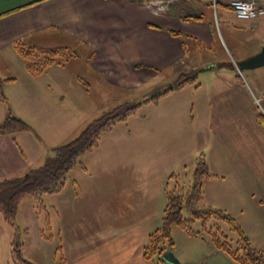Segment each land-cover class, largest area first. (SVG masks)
Instances as JSON below:
<instances>
[{"label":"crops","instance_id":"0c3cea01","mask_svg":"<svg viewBox=\"0 0 264 264\" xmlns=\"http://www.w3.org/2000/svg\"><path fill=\"white\" fill-rule=\"evenodd\" d=\"M148 1L0 0V84L6 97V102L0 101V120L11 108L29 124L35 142L41 140L50 153L53 147L63 143L58 142L61 137L71 135L85 119L67 117L74 106L83 101L80 91H87L90 86L75 70L68 68L70 60L62 65L53 64L39 75H30L14 48L16 41L44 49H82L87 52L84 61L87 71L97 76L105 88L120 92L135 91L148 83L160 87L165 81L167 86L173 87L171 80L182 65L189 63L192 70L200 66L202 71L212 74L210 79L205 77L204 86L200 82L190 89L188 86L194 81L193 77L177 89L159 94L164 89L161 88L156 98L144 100L158 104L164 98L160 96L173 95L167 105H159L163 107L162 113L154 117L152 124L158 130L157 134L165 132L164 137L171 140L175 137L172 131L176 125L182 128L185 124L187 129L193 130L186 117L189 111L195 112L191 117H199L203 127L197 125L194 135L184 132L183 144L189 145L186 139L196 138L200 149V140L204 136L212 150L210 155V150L206 151L208 147L200 153L217 163L211 166L206 159L210 176L202 182L198 206L222 209L232 217L251 214L249 224L264 233V128L256 119L253 93L239 75L231 73L223 78L217 65L219 61L215 59L216 51L226 58V49L229 50L220 25L228 23L231 15L234 16L229 7L230 0H172L165 11H156ZM253 1L264 6V0ZM238 26L230 27L228 32L231 41L238 39L244 45L235 55L242 61L260 51L264 37L249 42L243 40L240 32L249 28L264 29V16L240 22ZM252 30L246 33H252ZM228 68L234 71L231 66ZM190 90H193L194 98L190 97ZM70 110L69 114L65 113ZM14 134V131L0 133V180L20 176L29 170ZM24 134L30 133L22 132L21 136ZM26 141L34 142L31 137ZM135 150L142 154L140 147ZM155 151L146 150L149 154H155ZM213 154L217 156L214 159ZM169 159L165 160L166 167L157 172L153 170L156 163L145 164L139 156L132 162L112 164L108 170L113 168L112 171H119L118 174L109 176L108 180L104 178V184L98 185L104 190L108 216L101 227L95 226L90 219L98 213L97 207L93 206L96 195L77 196L75 190L71 196L65 195L70 203L65 217L71 219L77 215V219L67 222L64 250L71 253L72 260L66 254L64 264H149L143 249L149 233L161 223L166 202L162 192L165 195V181L173 168ZM182 159L184 157L179 161ZM95 163L91 162L97 165ZM91 164L79 162L75 166L79 165L92 178L96 174L90 168ZM186 167V163H182L181 173ZM101 174L104 176L105 171ZM65 183L57 194L64 190ZM236 191L241 192L242 201L235 195ZM79 205L82 206L81 213H78ZM79 214L82 217L85 214L92 224V227L87 225L86 237ZM242 229L245 230L243 226ZM82 237L87 242L83 251L78 249ZM252 245L263 248L264 242ZM173 249L174 246L170 251ZM174 256L181 264L182 258Z\"/></svg>","mask_w":264,"mask_h":264},{"label":"rangeland","instance_id":"374dc122","mask_svg":"<svg viewBox=\"0 0 264 264\" xmlns=\"http://www.w3.org/2000/svg\"><path fill=\"white\" fill-rule=\"evenodd\" d=\"M244 21L247 22L248 20H240L231 15L228 23L220 25L224 37L228 38H226V40L230 51L226 49V58H223L219 55L218 51H216L215 59L219 61L217 65H219V68L222 70L221 76L223 78L231 76V73L237 74L241 77L245 85L249 88L250 93H253L252 96L254 100L256 99L255 96L259 99L258 102H255L256 112L264 114V65L254 69H244L240 71L237 68L239 60L235 55L238 50H240V52L243 50L244 45L243 43L240 44L238 39H236V41H231L229 38V28H238V23ZM248 30L250 31L252 29L249 28L240 32L242 34L240 36L243 40L250 42V40H255V38L264 37L263 28H261V30H259V28L253 29L252 33H246ZM67 50H72L76 53V56L69 59L70 61L67 62L68 68L70 70H75L80 77L89 82L90 86L87 91H80L84 99L83 101L78 102V105H75L74 109L72 108V113L69 114L72 109L69 112H65L66 114H69L67 117H85V119L79 123L81 125L71 133V135H68L69 137H61L62 139L58 142L64 143V141L66 142V140L68 141L77 136L87 123L101 117L106 112L114 111L115 108L118 112H122L124 109L131 107L136 103L141 104L128 113L125 119L118 120L111 125L110 128L102 130L99 134L98 147L96 146L93 148L91 152H83L79 155L78 161L81 163L85 162L91 164V162H96L95 164L97 165H90V168H93L92 170L96 175L89 178L79 165L73 167L69 173H67L65 188L60 194L42 193L38 196H24L19 203L13 220L11 221L12 224L4 219L3 214L0 211V264L11 263L12 241H15L20 246L23 258L31 264H64L62 263V258L64 260L67 255L69 260H72L71 253L69 251L67 253L64 250V243L67 222L69 221L71 223L70 220H76L77 215H74L71 219H66L65 213L68 207H70V203L64 197L65 195L71 196L72 190L77 192V196L81 194H89L90 196L96 195V200L93 206L97 207L98 213L96 217L94 216L90 219L93 220L95 226L101 227L102 225H105L108 216L105 211L106 203H104V190L102 186L98 185L104 184V178L108 180L109 176L118 174L119 171H112L113 168L108 170L114 163L119 164L122 161L132 162L139 156V160L145 164L148 163L149 165H153L156 163L157 166L155 164L153 170L154 172H157L166 167L167 163H165V160L170 158L169 164L173 167L171 169V174H179L182 176L185 181L184 185L191 182L196 160L200 156H202L205 159V162L208 163V161H206L208 155H204L202 152L200 153V151L205 150L204 148L206 147H208L206 148V151L209 149L204 136L200 140V149H198V141L196 138H193L192 141L186 139V142H188L189 145L183 144L184 137L182 134L185 132L186 134L194 135V130L197 125H202L201 122L199 123V117H196V115L195 117H191L192 114H196L195 112L191 113L189 111L186 117L187 122L191 124V129L193 127V130L187 129L185 124H183L182 128H180V125H176L175 130L172 131L175 133V137L171 138V140L164 137L165 132L159 134L156 133L158 130L154 128L152 121L154 117L161 112V108H163L159 105L162 103L167 105L168 100L171 99L173 95L160 96V98H164H162L158 104L152 100H148L147 102H144V100L146 101L155 93L157 94L159 89L167 87V81L160 84V87L153 85V83H148L135 91L130 90L127 92H120L119 90H115V88L108 89L100 83L97 76L89 73L85 68L84 61L87 56L86 51L79 48L75 50L67 48ZM229 66H231L234 71L231 72L230 68H228ZM191 68L192 66L189 63L182 65L171 82L183 79V75L190 72L192 70ZM192 71H194L193 75L195 79L191 86H188L190 89H192L191 87L198 85L200 82L202 83V86H204L203 82L205 77L210 79L212 75L209 71H202L200 66H196ZM193 94V90H190L191 98H194ZM7 107L10 108L9 105H7ZM164 110L165 109H163V111ZM13 114L15 115V113ZM2 119L0 120V123L2 122ZM202 127L203 125L200 128ZM30 128L31 127L29 126L27 129L12 130V132L14 131V137L23 149V154L29 164V169H33L43 165L50 158L51 152L49 153L47 146H43L41 140L35 142L31 135V131H29ZM22 132L30 134H24L25 136L23 137L21 136ZM29 137H31L34 142L27 143L29 141H26V139ZM36 139L38 138L36 137ZM173 142H175L174 146L171 145ZM137 146L140 147L142 154H137L135 150ZM164 147L169 149V151L165 150ZM147 149H155L156 153L149 154L146 152ZM209 150L210 155L212 149ZM212 156L213 159L217 157L215 154ZM183 157L184 159L179 161ZM208 160L211 163V166H214L215 164L217 165L215 161H212L209 158ZM182 163H186L187 165L183 173H181L182 170H180ZM104 171L105 174L103 176L101 173ZM183 180L180 178L179 182L183 183ZM236 194L238 195V199L242 201L243 198L241 192L236 191L235 195ZM162 197H165L164 191L162 192ZM245 204L247 203L244 198V205ZM81 211L82 206L79 205L78 213H81ZM85 214L83 217L82 215H79L81 220H83V229L85 231L84 236L86 237L88 232L87 225L92 227V224L88 220L89 218H86ZM182 214L186 218L190 217L187 209H183ZM233 218L239 225L241 224L243 226L245 229L244 232L249 238L251 244H263L264 233L257 230L255 225L252 227L249 224L251 214H246V216L244 214L241 216L233 215ZM191 227L194 231L199 232V234L195 236L190 235L186 230L179 226H173L171 229V236L174 241V253H172L182 258L181 264H199L200 262L202 264H205L206 262L208 264H231L233 262L238 264L231 259L225 251L215 248V245L211 240L212 232H215L217 227H219L222 229L223 233H225L223 236L221 235L220 240L235 245L237 237L225 222L212 218L204 227L202 221L196 219ZM82 238L83 239H80L81 243L78 246V249L81 251L86 250L85 248L87 245L84 237Z\"/></svg>","mask_w":264,"mask_h":264},{"label":"trees","instance_id":"16d2710c","mask_svg":"<svg viewBox=\"0 0 264 264\" xmlns=\"http://www.w3.org/2000/svg\"><path fill=\"white\" fill-rule=\"evenodd\" d=\"M183 18L186 19L188 17ZM150 26L161 28L155 24H150ZM168 32L174 35L178 34L172 30H168ZM14 48L22 60L25 70L33 76L43 73L47 67L53 64L62 65L75 56L74 52L68 51L66 47L44 49L26 46L21 41H16ZM193 72L186 73L181 80L178 79L171 82L173 87L167 86L159 94H165L172 88L177 89L184 83L190 82L194 77ZM159 94L150 99L156 98ZM0 101L6 102L1 84ZM139 104L141 103H136L122 112H118L115 108L114 111L104 113L101 117L87 123L77 136L53 147L50 158L43 165L27 170L22 176L0 180V211L4 219L12 224L11 221L24 196H38L42 193L52 194L58 192L66 182L69 170L79 163V155L83 152L91 151L98 145L100 132L110 128L116 121L125 119L127 114ZM256 119L264 128V114L257 113ZM27 128H29V125L21 117L14 115L10 109L7 110L5 117L0 123V133ZM209 176L205 159L200 156L196 160L192 180L187 186L179 182L180 177L178 174H171L168 177L165 184L166 202L160 226L149 233L147 243L143 249V256L149 264H165L161 259V254L164 251H170L174 246L171 236L173 226H179L190 235L195 236L199 232L192 229V223L196 219H200L205 227L212 218L225 222L237 237L235 245L230 242H224L220 240V237L225 233L217 227L216 231L212 232L211 238L215 248L225 251L238 264H264V248L254 247L242 227L228 212L209 206H198V202L202 197V182ZM183 209L189 211L190 217L186 218L183 216ZM11 245L10 264H31L23 258L20 246L15 241H12ZM62 263H64L63 258Z\"/></svg>","mask_w":264,"mask_h":264},{"label":"built area","instance_id":"2783aa9c","mask_svg":"<svg viewBox=\"0 0 264 264\" xmlns=\"http://www.w3.org/2000/svg\"><path fill=\"white\" fill-rule=\"evenodd\" d=\"M172 0H149L148 4L156 11H165L168 9ZM229 7L237 19L251 20L264 16V6L258 5L253 0H230ZM258 102L259 99H255Z\"/></svg>","mask_w":264,"mask_h":264},{"label":"water","instance_id":"95a60500","mask_svg":"<svg viewBox=\"0 0 264 264\" xmlns=\"http://www.w3.org/2000/svg\"><path fill=\"white\" fill-rule=\"evenodd\" d=\"M263 65H264V46H262L260 51L257 52L256 54L252 55L251 57L245 60L239 61L237 63V68L241 71L244 69H254ZM161 259L164 261L165 264H179V261L171 251H164L161 254Z\"/></svg>","mask_w":264,"mask_h":264}]
</instances>
